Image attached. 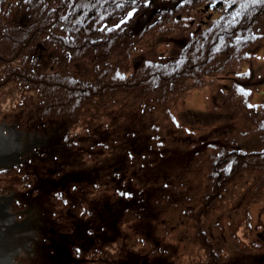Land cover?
Listing matches in <instances>:
<instances>
[{
	"label": "trees",
	"instance_id": "1",
	"mask_svg": "<svg viewBox=\"0 0 264 264\" xmlns=\"http://www.w3.org/2000/svg\"><path fill=\"white\" fill-rule=\"evenodd\" d=\"M201 2L203 0H62L61 4L53 9L46 5V0H14L13 6L8 5V0H0V42L4 43L7 39L12 40L25 36V40L11 58L0 57L1 62H6V70L3 72V78L0 79V87L6 83H12L18 88L21 93L20 97L23 99V106H30L34 118L37 122L42 123V126H39L40 131L49 133V131L60 129L61 132L50 148L43 149L41 157L17 166L15 170H5L1 175L25 178L22 185V192H25L23 194L32 190L31 184L28 182V180L30 181L28 171H33L36 166H51V170L54 172L49 177L53 180L52 192L49 190L52 187L48 189L50 195L54 194L64 198V194L73 187L77 190L78 187L96 186L101 172L105 170L98 169L97 166L86 168L87 171L79 170V159L76 153L84 152L91 156L96 147L110 149L109 139L114 136L110 135L112 133L110 130L123 133L122 138L115 139L117 146L112 149L114 152L117 149L122 150L123 155L119 154L121 157L116 159L115 164L108 165L111 174H115L113 176L115 182L116 179L125 176L122 172L129 161L132 163L141 160L142 170L150 167V148L152 147L154 151L158 149L157 146H153L156 139L153 138L154 132L157 133L159 130L158 123L153 124L154 114L159 110L169 111V103L177 98L174 96L177 92L178 96L179 92L184 90L185 83H204L208 78L223 74L231 67L235 68L233 67L235 65L244 64L247 59L250 60L253 48L264 44V38L255 35L256 24L264 19V0H236L225 11L223 18L208 26L207 29L202 28L193 32L191 38L180 37L171 40L176 54L171 55L169 60L154 62L142 58L141 67L135 72L130 75L121 72L122 62L132 57L140 39L157 30L167 32L166 28L172 24H176L174 29L184 31L187 25H184V29L180 28L183 26V21L180 20L181 17L178 13L190 14L199 9ZM222 6L223 2H216L217 9H225ZM18 14L25 15V19L21 23L22 26L17 28L21 31L18 32L14 29L7 31L2 27L3 19L11 21ZM25 30L28 31L25 32ZM171 32L174 33V30ZM141 35L142 37H140ZM37 39H42L43 42L30 46ZM52 46H55L59 51L62 50L72 63L85 60L94 53L98 60L105 62V65L96 69V79L90 82L56 70L48 72L45 55L48 48ZM28 48H31V53L26 56L25 54L28 52H24ZM113 55L116 60L121 58V62L112 63ZM123 57L125 58L123 59ZM254 57L257 59L256 55ZM60 61L61 59L57 60V62ZM250 78H253V72ZM107 80L116 85H108ZM193 90L194 88L190 92ZM120 94L125 95V107L122 110H116L115 103L108 101H112L114 96ZM129 95H132L135 101L128 100L127 96ZM93 109H95L94 115L92 114ZM101 111L114 112V115L110 113L107 117L113 121L109 128H106V125L100 126L97 122L102 117V114L99 113ZM258 112L256 111V114ZM83 117L85 121H89L87 123L88 134L77 139L73 135V130ZM117 117L120 118L119 126L114 125ZM121 121L125 122V126ZM129 122L133 125L126 127ZM261 127L264 129V123ZM151 134H153L152 137ZM124 143L125 145H122ZM217 148L216 151L208 152L203 157L204 160H199L201 161L199 168L205 165L209 166L208 180L212 184L211 187L217 192L214 194L212 190V195H210V191H208V201H206V197L198 210L186 213L185 202L182 205L175 204L176 197L177 199L185 197L178 187H175V192L172 191L163 197V191L152 193L153 188L150 189V194L147 193V186L141 183L144 190L139 199H135L136 195L130 183V180L133 179L131 177L121 185L115 183L117 191L120 192L119 199L118 195L115 196V199H118L116 203L124 201L117 218L112 220L115 214H109L106 226H104L105 221H102L98 215H96L98 223L96 220L92 222L95 218L89 211L93 217L87 219L89 222L82 226L95 223L94 226L92 225L93 227L89 226L87 233L93 234L95 239L99 240L98 242L109 238V241L106 242L112 243L122 239L119 227L126 210L135 211L136 218L139 217L142 221L153 220L154 214L157 213L162 214L163 212L171 218L176 213L183 212L184 216L195 220L198 245L202 244L205 252L207 251L211 261L209 264H220L218 259L210 258L209 250L212 249V244L204 232L206 219L209 218L211 210L216 207V203L226 199L224 194H227L230 185L236 182L241 171L244 169V171L252 173L254 170L249 166L246 167L251 155L238 154L226 146H217ZM255 156L260 157L258 154ZM263 156L264 152L261 153L262 159L259 161L262 164L254 168L256 171L264 170ZM242 158L245 159L242 160ZM75 162L77 168L73 166ZM237 167H239L238 170ZM147 170L146 173L150 172V169ZM95 172L96 175H94ZM185 175L181 177V181ZM147 181L150 182V178ZM28 185H30L29 189ZM166 188L168 187H164V189ZM36 190L33 188L32 194L39 193ZM261 191L262 187L259 186L255 196L252 195L250 200L261 194L264 195V192ZM121 194L127 195L128 199L120 197ZM27 197H30V194ZM216 198L220 199L216 200ZM64 200L66 201V199ZM86 205L85 199H79L78 203L74 204L75 209L81 210L83 219L87 218L85 215ZM147 206L151 211L150 219L145 217L147 210L144 207ZM106 207L109 212L117 210L114 209V205L104 203L100 209L105 212ZM44 214L47 213L44 212ZM67 224L69 227L62 233L58 232L57 239L53 235L54 226L51 221L47 223L46 247L49 251L56 250L59 255L61 251H65L64 247L68 243L66 236H71L74 229L70 220L67 221ZM100 229L103 232L99 231ZM110 231L115 235L112 236ZM62 242L64 243L62 244ZM55 243L58 244V249L55 247ZM84 245L85 241L80 238L70 247V254L64 257L63 264H75L76 260L74 259L82 256ZM90 247H95V245ZM131 261L132 259H129L122 264H131ZM141 264L147 263L143 261Z\"/></svg>",
	"mask_w": 264,
	"mask_h": 264
},
{
	"label": "rangeland",
	"instance_id": "2",
	"mask_svg": "<svg viewBox=\"0 0 264 264\" xmlns=\"http://www.w3.org/2000/svg\"><path fill=\"white\" fill-rule=\"evenodd\" d=\"M217 1L223 2L222 7L225 9H217L215 7ZM217 1L203 0L199 9L190 14L183 15L182 12H179L180 20L183 21V26L180 28L184 29V25H187L184 31L174 29L176 24H172L166 28L167 32L157 30L140 39L132 57L122 62L121 72L127 73V75L132 74L141 67L144 58L154 62L169 60L171 55L176 54L171 40L180 37L191 38L193 32L202 28L207 29L208 26L220 21L231 3L236 0ZM61 2L62 0H46V5L54 9ZM13 4L14 0H8V5L13 6ZM24 19L25 15L23 14L14 16L11 21L3 19L2 27L7 31L14 29L19 32L21 29L17 28L22 26L21 23ZM255 27L257 29L255 35L264 38V19H261ZM172 30L174 33L171 32ZM24 40L25 36L12 40L7 39L2 43L0 57L11 58ZM40 42L43 40L37 39L30 46H35ZM256 47L251 51L250 60L247 59L244 64L235 65L233 66L235 68L231 67L223 74L208 78L204 83H185L184 90L179 92L178 96L177 92L174 95L177 98L169 103L170 110L167 112L159 110L154 114L156 121L154 120L153 124L158 123L159 130L157 133L154 132L153 138H156V145L153 144V146H157L158 149L154 151L152 147L150 148V167L142 170L141 160L132 163L129 161L122 172L126 176L125 182L133 177L130 181L136 195L135 199H139L144 190L141 183L147 186V193L150 194V189L153 188L152 193L163 191V197L172 191L175 192V187H178L185 197L178 199L176 197L175 204L182 205L185 202V212L191 213L200 208L201 202L208 196V191H210V195H212V190L214 194L217 192L211 187L212 184L208 180L209 166L205 165L199 168L200 159L204 160L203 157L208 152L216 151L217 146H226L238 154L245 153L247 156H253H250L249 160L247 159L246 167L249 166L254 170L252 173H255L252 174L243 169L236 182L230 185L227 194H224L226 199L218 201L216 207L209 213V218L206 219L204 232L212 244V251L209 250L210 258L218 259L220 264H264V195L261 194L250 200L252 195L255 196L259 186L264 192V170L256 171L254 169L257 165L262 164L259 161L262 159L261 153L264 152V129L261 127L264 123V44ZM48 49L45 55L48 72L56 70L90 82L96 79V69L105 65V62L98 60L94 53L85 60L72 63L62 50H57L55 46ZM26 52L28 54L25 55L29 56L31 48L26 49L24 53ZM255 55L257 59L254 57ZM112 58L114 64L121 62V58L116 60L114 55ZM59 59L61 61L57 62ZM248 62L250 63L248 64ZM248 69L250 70L248 71ZM5 70L6 62L0 61V79L3 78ZM243 72L246 73L242 74ZM252 72L253 78L251 79ZM107 84L116 85L108 80ZM193 88L194 90L190 92ZM20 95V91L12 83H6L0 87V111H6L12 121L10 126L20 125L22 118L30 115L32 117L28 126L42 125L34 118L30 106H23V99ZM132 95L127 96L128 100L135 101ZM124 96L116 95L112 101L108 102L115 103L116 110H122L125 107L126 98ZM198 97H200L199 103L197 102ZM94 110H92L93 115L95 114ZM256 111H259L258 114ZM99 113L102 114V117L97 122L100 126L106 125V128H109L113 121L107 117L110 113L114 115V112L101 111ZM88 122L84 117L82 118L73 130L74 137L78 139L88 134ZM122 123L125 126V122ZM114 125H120V118H116ZM131 125L133 123L129 122L126 127ZM110 132L113 133L110 135H114L109 139L110 149L96 147L91 156L84 152L76 153L79 159V170L96 166L98 169L105 170L101 172L96 186L78 187L77 190L73 187L64 194L62 200L60 196L50 195L49 192V190L52 192L53 189V180L49 179L54 173L51 166H44L43 169L35 173L34 170L28 171L30 173L28 182L31 184L32 190L36 188L39 191L37 194H32V190H28V193L30 196L40 197V204L58 214L61 230L66 228L68 220L75 221L76 231L72 230V235L66 236L68 237V243L65 245L66 252L61 251L59 261L53 259L52 264H63L64 257L70 254V247L80 238L85 241L83 254L79 257L80 261L84 263L75 262V264H122L129 259H132L131 264H141L143 261L147 264H209L211 261L207 251L205 252L202 244L198 245L196 222L192 218L184 216L183 212L176 213L171 218L163 212L162 214L157 213L154 214L153 220L142 221L139 217L136 218L135 211L126 210L119 227L122 239L117 242L107 243L109 238L98 242L99 240H96L93 234L87 233L90 227L82 226L79 219L83 214L80 213V209L74 208V204H77L79 199H85L87 202L85 206L87 209L86 219L94 216V220L98 223L96 217L98 215L102 221H105L104 226H106L109 214H115L113 220L117 218L118 212L123 207L124 201L116 203L120 192L117 191L118 188L113 182L115 174H111V170H108V165L115 164L116 159L121 157L119 154L123 155L120 149L115 152L112 150L117 146L115 139L122 138L123 133L117 130H110ZM152 136L153 134H151ZM256 154L260 157H256ZM244 159L242 158V160ZM73 166L77 168L76 162ZM239 167L236 169L238 170ZM147 169H150V172L146 173ZM96 174L95 172L94 175ZM183 175L185 177L181 181ZM148 178H150V182L147 181ZM13 180H18L13 189H20L25 178L13 176ZM29 187L30 185H28V189ZM164 187L169 189H164ZM116 195H118V199H115ZM120 197L128 199V196L124 194H121ZM208 199L209 197L206 198V201ZM219 199L216 198V200ZM103 203L114 205V209L117 210L109 212L106 209L102 213L100 208ZM144 208L147 210L145 217L150 219V208L148 206ZM89 211L91 214L93 213V216L89 214ZM81 220L83 221V219ZM99 231L103 232L102 229ZM110 233L112 234L111 231ZM114 235L112 234V236ZM94 245L95 247H90Z\"/></svg>",
	"mask_w": 264,
	"mask_h": 264
},
{
	"label": "water",
	"instance_id": "3",
	"mask_svg": "<svg viewBox=\"0 0 264 264\" xmlns=\"http://www.w3.org/2000/svg\"><path fill=\"white\" fill-rule=\"evenodd\" d=\"M31 117H23L20 125L10 126L12 121L8 114L5 110L0 111V264H52L53 259L59 261L56 250L49 251L44 242L49 221L57 232H62L58 214L40 204V197L30 196V200L29 193L23 194V182L20 189H13L18 180L1 175L5 170H15L26 160L36 159L39 148H50L51 142L60 135V129L47 133L39 130L42 125L28 126ZM43 168L36 166L34 173ZM54 245L58 249V244Z\"/></svg>",
	"mask_w": 264,
	"mask_h": 264
},
{
	"label": "flooded vegetation",
	"instance_id": "4",
	"mask_svg": "<svg viewBox=\"0 0 264 264\" xmlns=\"http://www.w3.org/2000/svg\"><path fill=\"white\" fill-rule=\"evenodd\" d=\"M54 142H51V146H52V144H53ZM47 149H48V146H47ZM46 149V150H47ZM43 155V149H41V148H39V150H38V156H37V158H39V157H41ZM36 158V159H37ZM36 159H34V160H36ZM30 161H32L31 159H29L28 161L26 160V162L25 163H23L22 165H24V164H26V163H29ZM126 180V176H122L121 178H118V179H116V182H115V178H113V182L114 183H118V185H121L124 181ZM130 183H131V181H130ZM130 187V186H129ZM29 198V197H28ZM30 200H31V198H29ZM62 199V198H61ZM63 200V199H62ZM106 209H108V207H106ZM72 213H74V212H72ZM102 213H104V211H102ZM81 219H83L82 218V216H81V218L79 219L80 220V222H81V224H86V222H87V219L86 220H84L83 219V221L81 220ZM76 220V219H75ZM89 220V219H88ZM70 222H72V224H73V226H74V229L73 230H75L76 231V225H75V221L74 220H71ZM89 222V221H88ZM87 222V223H88ZM92 222H95V220H93ZM52 223V222H51ZM66 224H67V222H66ZM52 225H53V223H52ZM92 225L94 226L95 225V223H92ZM92 225H88V226H91V227H93ZM54 226V225H53ZM69 226H68V224L66 225V228H68ZM65 228V229H66ZM65 229H63V230H65ZM62 230V231H63ZM52 232H53V235H54V237L55 238H57L58 239V237H57V235H58V232H57V229L55 228V226H54V228H53V230H52ZM46 233H48L47 232V230H46V232H45V234ZM62 233V232H61ZM44 236H46V235H44ZM47 237V236H46ZM259 237H260V235H259ZM46 239L47 238H45V240H44V242H45V244H46ZM74 260H76V262L78 263V262H83V261H80V259L78 258V259H74ZM84 263V262H83Z\"/></svg>",
	"mask_w": 264,
	"mask_h": 264
},
{
	"label": "bare ground",
	"instance_id": "5",
	"mask_svg": "<svg viewBox=\"0 0 264 264\" xmlns=\"http://www.w3.org/2000/svg\"><path fill=\"white\" fill-rule=\"evenodd\" d=\"M197 102H198V103L200 102V97L197 98Z\"/></svg>",
	"mask_w": 264,
	"mask_h": 264
}]
</instances>
